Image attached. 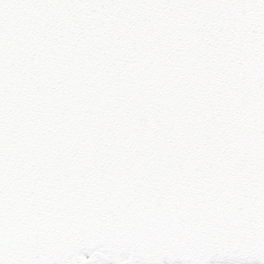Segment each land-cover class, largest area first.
Segmentation results:
<instances>
[{
    "label": "snow or ice",
    "instance_id": "1",
    "mask_svg": "<svg viewBox=\"0 0 264 264\" xmlns=\"http://www.w3.org/2000/svg\"><path fill=\"white\" fill-rule=\"evenodd\" d=\"M0 264H264V0H0Z\"/></svg>",
    "mask_w": 264,
    "mask_h": 264
}]
</instances>
